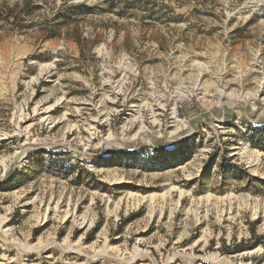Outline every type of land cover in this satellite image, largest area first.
Here are the masks:
<instances>
[{"label": "rangeland", "instance_id": "374dc122", "mask_svg": "<svg viewBox=\"0 0 264 264\" xmlns=\"http://www.w3.org/2000/svg\"><path fill=\"white\" fill-rule=\"evenodd\" d=\"M263 242L264 0H0V264Z\"/></svg>", "mask_w": 264, "mask_h": 264}, {"label": "trees", "instance_id": "16d2710c", "mask_svg": "<svg viewBox=\"0 0 264 264\" xmlns=\"http://www.w3.org/2000/svg\"><path fill=\"white\" fill-rule=\"evenodd\" d=\"M76 8H88V6H86V5H80V6L76 7ZM52 36L54 37V36H58V35L55 33ZM77 42L80 44V41H77ZM263 244H264V242H263ZM243 249H244V247H239L238 248V250H243Z\"/></svg>", "mask_w": 264, "mask_h": 264}, {"label": "bare ground", "instance_id": "6f19581e", "mask_svg": "<svg viewBox=\"0 0 264 264\" xmlns=\"http://www.w3.org/2000/svg\"><path fill=\"white\" fill-rule=\"evenodd\" d=\"M154 115V114H153ZM176 116V115H175ZM185 126H186V124H185ZM4 223V222H3ZM2 260H4V261H6V262H8L9 261V258H8V256L7 255H4V257H3V259Z\"/></svg>", "mask_w": 264, "mask_h": 264}]
</instances>
